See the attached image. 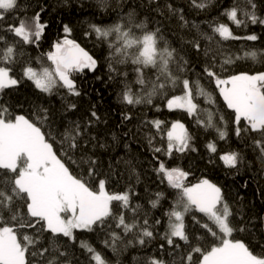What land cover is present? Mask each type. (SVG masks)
I'll use <instances>...</instances> for the list:
<instances>
[{"label": "snow or ice", "instance_id": "1", "mask_svg": "<svg viewBox=\"0 0 264 264\" xmlns=\"http://www.w3.org/2000/svg\"><path fill=\"white\" fill-rule=\"evenodd\" d=\"M96 2L101 9L111 6L109 0ZM212 4L213 0H190L191 7L200 11ZM124 7L125 0H117L115 8L123 13ZM139 9L132 7L126 13L118 14L117 21L111 25H89L97 40L107 44L109 79L122 85V103L131 106L146 104L159 111V106L153 103L154 98H166L169 111L179 109L189 117L195 116V123L205 131H215L220 141L230 139L231 133L245 146H251L253 151L258 149V159L264 165V71L233 74L227 78H222L216 71L218 55L221 57L219 67L225 71V65L237 60L250 57L256 61L258 55L264 57V51H246L243 57L225 55L224 46L219 41H216L215 50L202 48L201 40L212 41L214 36H209L198 24H189L182 8L162 3V0H141ZM18 11V0H0V93L20 83L13 73L17 58L23 54V45L39 47L48 27L41 22L43 7L27 18L18 16ZM149 12L163 18L156 20L154 29L149 26ZM178 13L182 30L180 48L169 43L163 27L165 21L171 22ZM220 15L226 16L237 28L247 27L249 23L264 26V16L257 15L256 0H244L243 6L234 0L233 6L225 8ZM208 26L222 41L255 42L260 39L255 33L236 35L229 24L218 20L209 22ZM184 29L189 33L194 29L195 34L189 38L184 35ZM63 31L65 38L54 43L46 54L50 65L41 62L39 69L24 66L23 77L41 93L58 95V89L63 88L66 96L80 97L73 74L84 69L95 71L98 61L67 38L71 33L67 24ZM9 36L14 39H8ZM201 52L206 58L210 52L212 55L205 59L202 73L192 80L186 70L193 63H199ZM128 65L132 66L134 79L130 78ZM148 69L152 70L151 74L146 72ZM201 76L215 82L224 104L234 114L231 120L234 127H228L229 121L219 110L201 109L196 102L198 97L204 96L207 103L215 106L212 94L201 84ZM133 85L140 87L134 90ZM181 85V95L167 98L169 89L175 90ZM65 104L66 111L77 108L75 102L66 100ZM33 114L35 121L13 112L10 106L0 102V264H113L88 239H81L77 233L103 237V246L117 256L129 247L147 246L159 239L162 241L160 249L168 258L149 256L145 264H264V244L259 246L257 253L245 242L232 238L234 232H248L250 229L247 221H235V214L220 187L208 179L189 186L185 183L189 172L180 167H169L155 156V153H161L171 159L177 153L183 155L197 151L192 146L193 137L180 121L172 122L166 129L162 128L165 123L162 120L144 121L145 127L150 125L156 129L152 133L150 128L147 136L153 159L158 162L154 171L161 183L167 181L170 188L177 190L175 201L164 213L168 218L167 227L159 233L157 226L161 225V219L152 217L149 209L142 205L133 204L135 192L132 186L125 191H110L109 182L117 176L122 179V174L111 165L107 172L104 171L102 161L88 150L89 145L105 147L91 135L93 127L102 122L95 110L82 121L55 126V132V121L51 119L49 109L34 107ZM217 115L219 123L215 119ZM123 120H131V116L125 112ZM45 123L49 125L47 133L42 127ZM125 135L132 133L129 131ZM155 135H160L162 140L166 135V147L153 145ZM53 138L60 143L62 156L80 169L79 174L58 156L50 142ZM124 146L128 147L127 144ZM205 147L209 153L218 154L215 140L208 141ZM219 160L228 168H237L243 162L241 151L233 150L220 153ZM209 162H213L211 156ZM125 163L131 180L135 165L131 160ZM136 179L139 180V176ZM155 196V200H149L152 209L158 207L163 193L157 192ZM189 216L191 226L186 222ZM23 229H31L32 234L23 233ZM77 247L81 250L79 255ZM30 249L34 260L28 258Z\"/></svg>", "mask_w": 264, "mask_h": 264}, {"label": "trees", "instance_id": "2", "mask_svg": "<svg viewBox=\"0 0 264 264\" xmlns=\"http://www.w3.org/2000/svg\"><path fill=\"white\" fill-rule=\"evenodd\" d=\"M117 0H109L111 6L106 9H101L96 0H18L19 11L18 16L31 17L36 12H39L41 7L44 11L41 13V22L46 23L48 27L45 30V35L40 41L39 47L36 45H23V54L20 55L18 63L15 65L14 76L20 80V83L9 89H5L0 93V102L10 106L11 110L18 114H23L30 120H36L33 114L34 107H43L50 110L51 119L55 121V126L67 125L70 121H82L87 118L92 110H95L101 117L102 122L93 127L91 135L96 136L100 144L105 147L99 146L93 148L88 146L90 152L96 154V158L102 161V168L104 171L109 170L111 165L118 174H122V179L117 176L113 178L108 185L110 191L119 192L127 190L128 186L134 188L135 195L132 197L133 204H140L144 208L149 209L150 215L154 218L161 219V225L157 226V231L163 233L167 227V217L164 215L170 209V206L177 197V190L168 186L167 181L161 183L160 178L154 171L158 167L157 160L153 159V150L148 144L147 136L149 129L155 133L156 129L150 125L145 127V120L159 119L165 123L162 128H170L171 123L180 121L185 125L189 134L193 137L192 146L197 149L195 152H186L183 155L174 154L173 158H168L161 153H155L167 163L169 167H180L189 172L190 175L185 180L189 186L198 183L202 179H208L221 188L222 195L227 203L230 205L237 222L247 221L250 231L233 233V239H239L257 253L260 251V245L264 244V165L258 159L259 150L253 151L251 146H245L244 143L237 140L234 135L230 133V139L227 141H220L217 133L213 130L205 131L195 123L196 117H189V115L182 110L169 111L166 108V98L155 97L153 103L159 106V111L156 107L149 105L131 106L122 103V85L117 83L116 80H110L107 71V57L108 47L107 44H101L97 40L94 32L89 28L90 24L104 27L111 25L118 19V14H124L132 7L139 9L141 0H125V7L123 13L120 9L115 8ZM172 3L174 6L183 9V14L188 19L189 24H198L204 32L209 36H214L212 41L207 39L201 40L202 48L210 47L217 49L216 41H219L224 46L225 55L244 56L246 51H264V26L252 25L249 23L247 27L237 28L231 24L226 16H221L220 13L225 8L233 6L234 0H213V4L200 11L194 9L190 5V0H162V3ZM240 6H243L244 0H237ZM257 15L264 16V0H256ZM141 12H146V9H139ZM147 15L150 18V27H156V20L163 19L157 17L155 12H149ZM173 18L171 22L165 21L164 32L165 37L173 47L180 48V21ZM141 19L143 16L140 17ZM242 18V17H241ZM218 20L230 25L236 35L243 36L245 34H257L260 39L252 42L245 40H229L222 41L218 35L212 33L209 28V22ZM67 24L71 33L67 38L74 40L82 48H84L89 55L97 59L98 64L95 71L84 69L83 72L74 73L73 79L76 83L77 89L81 92L80 97L66 96V90L63 88L58 89L60 94L47 95L41 93L31 81L23 77V67L32 66L39 69L40 63L50 65L47 60V52L52 50V45L57 41H62L65 38L63 31L64 25ZM90 33V35H86ZM184 35L191 38L195 34L193 29L189 33L187 29L183 30ZM14 39L13 37H7ZM193 51H195L193 49ZM203 52L199 57V63H193L191 68L187 69V75L192 80L197 78L198 73H202L205 59ZM195 60V57H192ZM221 57L217 56V68L222 78H227L233 74L249 73L256 74L257 72L264 71V57L259 56L256 61L250 57L237 60L234 64L225 65V71H221L219 67V60ZM129 75L134 79L135 73L131 71L132 66L128 65ZM151 69L146 70L151 74ZM99 77V79H98ZM201 84L203 87L212 94L215 100V106L207 103L204 96L198 97L196 102L201 109H208L209 111L223 113L225 119L229 121V128L234 127L231 120L234 114L231 110L227 109L224 104L223 98L219 95V90L215 86V82H210L209 78L201 76ZM134 90L139 89V85H133ZM182 85L175 90L169 89L167 98L172 95L182 94ZM75 102L77 108L75 110L66 111L65 101ZM127 112L131 116V120H123V114ZM202 118H206L203 117ZM219 123V115L215 117ZM223 127V124L219 125ZM43 131L46 133L49 130V125L45 123ZM63 129L61 128V131ZM131 131L132 135H125ZM115 137V139H113ZM215 140L218 147V154H211L205 147V144ZM50 142L54 144V150L58 156H62L61 145L57 139L53 138ZM250 143V142H249ZM125 144L128 145L125 148ZM155 147H166V135L161 139L160 135H155L153 139ZM228 150L241 151L242 163L237 165V168L225 167L224 163L219 160V154L227 152ZM212 157L213 162H209V157ZM131 160L135 165V175L129 180V172L126 170V161ZM66 163L72 170L79 174L80 169L71 161ZM139 176V180L136 179ZM162 192L163 198L159 201L156 209H152L149 200H155V193ZM198 216L200 214H197ZM202 219L206 220V218ZM186 222H190V216L186 217ZM213 228L214 225H211ZM198 227V226H197ZM25 234H32L31 229L21 230ZM201 232L205 230L200 229ZM81 239H88L97 250L101 251L104 257L111 260L113 264L118 260L119 264H145L149 256H158L161 258H168L167 253L160 249L162 241L159 239L150 242L147 246L135 245L127 248L121 254L113 255V253L103 246V237H98L93 233H77ZM211 240V237H209ZM208 247L211 244L207 245ZM167 248V245H165ZM81 250L77 247V254ZM29 260H34L31 256V249L27 254Z\"/></svg>", "mask_w": 264, "mask_h": 264}, {"label": "rangeland", "instance_id": "3", "mask_svg": "<svg viewBox=\"0 0 264 264\" xmlns=\"http://www.w3.org/2000/svg\"><path fill=\"white\" fill-rule=\"evenodd\" d=\"M231 23V22H230ZM167 108V107H166Z\"/></svg>", "mask_w": 264, "mask_h": 264}]
</instances>
